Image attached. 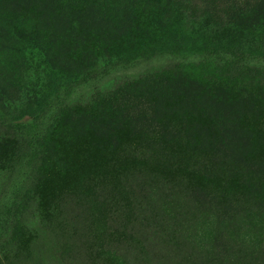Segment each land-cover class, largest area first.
<instances>
[{"label": "rangeland", "instance_id": "rangeland-1", "mask_svg": "<svg viewBox=\"0 0 264 264\" xmlns=\"http://www.w3.org/2000/svg\"><path fill=\"white\" fill-rule=\"evenodd\" d=\"M184 1L0 0V264H264V41Z\"/></svg>", "mask_w": 264, "mask_h": 264}, {"label": "trees", "instance_id": "trees-1", "mask_svg": "<svg viewBox=\"0 0 264 264\" xmlns=\"http://www.w3.org/2000/svg\"><path fill=\"white\" fill-rule=\"evenodd\" d=\"M184 4H187V1H184ZM235 7H232V10L222 14V12H215L212 10H207L206 12H200V14H193L187 6L180 3H174L172 7L161 13L162 17L165 21H181L183 25L189 26L195 31H199L201 33H210L211 36L219 35L223 37L232 36L244 39L246 42H257L259 39L264 41V0H235L233 1ZM241 4H243L241 6ZM204 11V10H203ZM14 19L13 16L5 15L2 20L5 22L9 29L13 32H19L20 30L14 27ZM218 40H222V38H218ZM17 46L15 45L14 48ZM24 52V50H23ZM47 58V57H45ZM199 79H194L191 75H181L178 77L177 87L182 90L186 95L191 94V92L202 91L205 96L208 94L214 95L215 99H219L221 103H226L229 106V99L227 95V90L225 88L220 87H200L198 84ZM51 79L47 80V82L41 81V85H38V88H33L29 86L22 85V92L27 96L28 92H34L33 98L31 100L37 99L39 96L43 94L45 91V86L50 83ZM264 89V84L260 88L259 92ZM239 101L234 103V107H238V105H243L244 103L250 102V96L247 89L244 87L239 88ZM264 96V92H261ZM249 106V105H247ZM246 106V107H247ZM240 113H244V111H239Z\"/></svg>", "mask_w": 264, "mask_h": 264}]
</instances>
